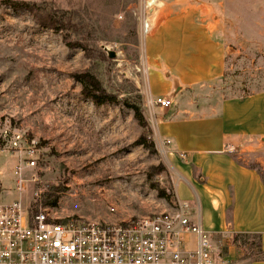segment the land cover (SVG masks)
Masks as SVG:
<instances>
[{"label":"rangeland","instance_id":"obj_1","mask_svg":"<svg viewBox=\"0 0 264 264\" xmlns=\"http://www.w3.org/2000/svg\"><path fill=\"white\" fill-rule=\"evenodd\" d=\"M16 1L40 5L45 13L40 14H50L54 23L42 25L34 10L0 0V205L19 199L32 211L47 206L58 214L113 222L176 207L168 154L155 129L160 111L147 102L149 70L140 29L144 0ZM175 1H159L149 35L165 8L207 2L220 15L228 38L220 97L264 89V0ZM59 15L62 27L55 19ZM86 71L130 105H96L86 99L73 77ZM136 107L147 121L145 128ZM16 133L23 134L22 148L31 140L38 147L36 167L25 166L24 150L8 147ZM141 134L155 151L137 143ZM246 143L231 153L264 181V144L251 149ZM160 165L164 170L152 173ZM19 176L24 190L16 187ZM156 188L165 189L168 197H159ZM49 193L56 195L54 205L43 202ZM230 240L213 243L223 254ZM245 252L242 247L229 262Z\"/></svg>","mask_w":264,"mask_h":264},{"label":"crops","instance_id":"obj_2","mask_svg":"<svg viewBox=\"0 0 264 264\" xmlns=\"http://www.w3.org/2000/svg\"><path fill=\"white\" fill-rule=\"evenodd\" d=\"M162 13L161 22L144 38L143 58L149 70L148 96L172 98L168 107L155 105L160 112L154 123L160 140H169L163 147L176 206L199 222L215 254L219 251L213 240L235 233L258 234L264 250V181L231 153L243 141L251 149L264 144V89L220 97L229 47L225 26L211 4L190 1ZM173 77L181 85L175 94ZM241 248L229 241L220 257L235 260ZM234 264L264 260L240 256Z\"/></svg>","mask_w":264,"mask_h":264},{"label":"built area","instance_id":"obj_3","mask_svg":"<svg viewBox=\"0 0 264 264\" xmlns=\"http://www.w3.org/2000/svg\"><path fill=\"white\" fill-rule=\"evenodd\" d=\"M159 1L144 0L140 29L145 37L153 29ZM147 102L168 107L172 98L149 96ZM23 139V134L16 133L8 147L24 150L25 166L36 167L38 147L31 140L22 148L18 141ZM168 143V139L161 141L162 146ZM24 185L19 176L17 189L24 190ZM0 264L232 263L219 252L215 254L208 234L188 217L183 206L113 222L58 214L47 206L32 211L18 199L0 205Z\"/></svg>","mask_w":264,"mask_h":264},{"label":"trees","instance_id":"obj_4","mask_svg":"<svg viewBox=\"0 0 264 264\" xmlns=\"http://www.w3.org/2000/svg\"><path fill=\"white\" fill-rule=\"evenodd\" d=\"M4 2H9L11 4L12 8H20V7H27L29 11H35L37 13V20L39 23H42V25H51L50 23H54L52 21L53 18L49 14V18L42 16L40 14V11L42 14H45L43 12V9L40 8V5L34 4V3H28L25 1H16V0H2ZM48 15V14H47ZM63 17L59 15V17L56 16L57 24H59L62 27V22L60 18ZM43 24L44 22H46ZM73 77L76 81H78L81 84V93L86 98L91 100L96 105H101L104 103H124L126 105H130L126 99H118L116 95L113 93L105 91L103 88L100 80L91 72L86 71L83 73H77L73 74ZM135 116L139 120L140 125H142L144 128L147 126V121L145 120L142 111H140L137 107L135 110ZM137 143L142 144L146 148L150 149L151 151H155L154 144L151 140H148L146 135L141 134L139 136ZM158 169L164 170V167L160 165L158 168H153L151 170L152 173L158 172ZM157 194L159 197H168V194H166L165 189L162 188H156ZM52 196V197H51ZM56 195L53 196V194H47L44 196L43 202L47 205H54L56 203ZM252 237V242L248 243L247 238ZM246 238V239H244ZM255 239V240H254ZM233 244H235L238 247H245V254L243 257L248 258L250 260H264V250H262L260 246V236L258 234H250V233H235L231 236V240Z\"/></svg>","mask_w":264,"mask_h":264},{"label":"water","instance_id":"obj_5","mask_svg":"<svg viewBox=\"0 0 264 264\" xmlns=\"http://www.w3.org/2000/svg\"><path fill=\"white\" fill-rule=\"evenodd\" d=\"M172 83H173V94H175L181 87L179 80L177 77L172 78Z\"/></svg>","mask_w":264,"mask_h":264}]
</instances>
